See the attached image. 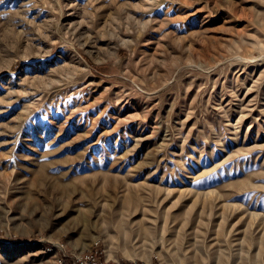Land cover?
Instances as JSON below:
<instances>
[{
  "label": "rangeland",
  "instance_id": "obj_1",
  "mask_svg": "<svg viewBox=\"0 0 264 264\" xmlns=\"http://www.w3.org/2000/svg\"><path fill=\"white\" fill-rule=\"evenodd\" d=\"M264 264V0H0V264Z\"/></svg>",
  "mask_w": 264,
  "mask_h": 264
},
{
  "label": "built area",
  "instance_id": "obj_2",
  "mask_svg": "<svg viewBox=\"0 0 264 264\" xmlns=\"http://www.w3.org/2000/svg\"><path fill=\"white\" fill-rule=\"evenodd\" d=\"M67 264H160L147 262L138 259L124 260V259H108L103 257L96 249L87 252H81L71 256V262Z\"/></svg>",
  "mask_w": 264,
  "mask_h": 264
}]
</instances>
